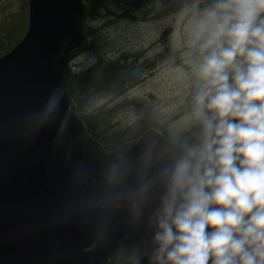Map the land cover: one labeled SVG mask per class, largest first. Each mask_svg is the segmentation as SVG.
Instances as JSON below:
<instances>
[{
  "label": "water",
  "instance_id": "water-1",
  "mask_svg": "<svg viewBox=\"0 0 264 264\" xmlns=\"http://www.w3.org/2000/svg\"><path fill=\"white\" fill-rule=\"evenodd\" d=\"M36 6L48 21L58 19L54 37L64 45L67 85L54 72L53 53L33 38ZM28 13L19 44L34 50L0 57V264H106L116 249L142 242L137 263L148 264L158 188L146 197L139 188L188 137L167 142L146 131L136 143L105 152L67 92L72 61L89 51L87 5L29 0ZM16 63L30 67L18 73Z\"/></svg>",
  "mask_w": 264,
  "mask_h": 264
},
{
  "label": "clouds",
  "instance_id": "clouds-1",
  "mask_svg": "<svg viewBox=\"0 0 264 264\" xmlns=\"http://www.w3.org/2000/svg\"><path fill=\"white\" fill-rule=\"evenodd\" d=\"M193 39L191 135L139 188L148 264H264V0H207Z\"/></svg>",
  "mask_w": 264,
  "mask_h": 264
},
{
  "label": "rangeland",
  "instance_id": "rangeland-1",
  "mask_svg": "<svg viewBox=\"0 0 264 264\" xmlns=\"http://www.w3.org/2000/svg\"><path fill=\"white\" fill-rule=\"evenodd\" d=\"M87 1L98 10L84 25L85 33L90 29L89 43L97 46L101 58L125 65L133 79L120 93H99L89 100L83 96L79 115L97 117L100 125L102 114L107 131L123 132L125 139L151 125L172 138L190 133L191 85L198 62L193 29L207 0L182 9L167 7L172 0H147L145 5L143 0H114L107 9L97 0ZM132 1L141 6L135 8ZM200 4L204 6L196 11ZM27 19L28 0H0V51L7 49L0 56L22 38ZM93 62L90 53L81 54L72 61V71Z\"/></svg>",
  "mask_w": 264,
  "mask_h": 264
},
{
  "label": "trees",
  "instance_id": "trees-1",
  "mask_svg": "<svg viewBox=\"0 0 264 264\" xmlns=\"http://www.w3.org/2000/svg\"><path fill=\"white\" fill-rule=\"evenodd\" d=\"M146 1L147 0H143L142 5L147 4ZM194 1L195 0H172L167 5V7H171L172 9L173 8L182 9L186 6L191 5L190 3ZM97 3H99L105 9H107L110 5L114 3V0H97ZM130 3H132V5L134 4L135 8L141 6L139 5V3H137V1H132ZM125 5L128 6L127 2L125 3ZM202 6L204 5L202 4L198 5L195 8V10L198 11ZM94 11H98V10L94 9V6H91L90 17L95 14ZM129 12L131 13L130 8H129ZM87 28H89V26H87ZM85 34L89 38L91 36L90 29L86 31ZM5 51H7V49L0 51V55L3 54ZM88 53H90V55L94 59L93 64L87 67L86 69L72 71L70 82L67 88L68 94L75 103L76 109L79 113L82 112L80 106L85 100L83 96H87L89 100L90 97L99 93H106V94L120 93L121 91H123L125 85L129 84V81L133 79V76L128 71L125 65L123 64L119 65L117 64L116 61H110L98 56L97 46L93 42L89 44ZM81 118L83 119L87 127L88 133L96 140L103 142L104 149L111 150L119 146L120 144L135 138L134 137L131 139H125L124 138L125 134L123 132L107 131V127L109 125L105 123L104 120L102 119V114L100 117L101 118L100 125H97L99 124L97 117H93L86 114L84 116H81ZM150 127H154L161 130V128L156 125H151ZM150 127L148 126L144 127L142 131ZM164 135L167 138H169L166 134Z\"/></svg>",
  "mask_w": 264,
  "mask_h": 264
},
{
  "label": "bare ground",
  "instance_id": "bare-ground-1",
  "mask_svg": "<svg viewBox=\"0 0 264 264\" xmlns=\"http://www.w3.org/2000/svg\"><path fill=\"white\" fill-rule=\"evenodd\" d=\"M82 1H84V3L87 5V7H88V9H89V13L87 14V16H86V18H85V22H84V25L86 24V21H87V19H88V17H89V15H90V9H91V5H89L88 3V1L87 0H82ZM28 2H29V0H28ZM58 6L60 7V8H68L69 7V4H67V3H63V4H58ZM85 9V8H84ZM86 13V12H85ZM85 13H84V15H85ZM33 15L35 16V18L37 19V24L35 25V27H34V33H33V38L35 39V40H37L38 41V43H39V45L41 46V45H43V43H44V48H45V50L47 51V52H51V53H53V57H54V59L56 60V63H57V65H56V67H55V69H54V72H55V74L62 80V81H64L65 82V84L67 85V83H66V80H65V74H64V65H65V63H66V61L63 59V57H62V51H63V49H64V45H63V43L58 39V38H55L54 37V33L55 32H57V22H58V19H55L54 21H48L47 19H45V18H43L42 17V15H41V12H40V10H39V6H36L35 7V9L33 10ZM63 15V14H62ZM83 15V16H84ZM28 16H29V13H28ZM83 18V17H82ZM27 23H28V19H27ZM27 28H28V24H27ZM85 28V27H84ZM27 31V30H26ZM26 33V32H25ZM25 33H24V35H25ZM23 35V36H24ZM23 36H22V38H23ZM21 38V39H22ZM20 39V40H21ZM19 40V41H20ZM19 41L16 43V45L11 49V50H15V51H20L21 53H23V54H26V53H28V52H32L34 49L31 47V46H28V47H21L20 46V44H19ZM10 51V50H9ZM8 51V52H9ZM7 52V53H8ZM7 53H5V54H7ZM4 54V55H5ZM4 55H2V56H4ZM2 56H0V57H2ZM30 67V65L29 64H20V63H16L15 64V69H16V71L18 72V73H22L25 69H28ZM71 69H72V67H71ZM71 78V77H70ZM70 82V81H69ZM68 96H69V94H68ZM69 98H70V96H69ZM71 99V98H70ZM71 101L73 102V100L71 99ZM73 104H74V106H75V114H76V116L79 118V119H81V121L83 122V124H84V126H85V129H86V133L93 139V140H95L96 142H98L99 144H100V146H101V148L105 151V152H112V151H115L116 149H118V148H120V147H122V146H124V145H128V144H133V143H136L137 141H139L138 139L141 137V136H143L144 135V133L146 132V131H154V132H156V133H159L160 135H161V137H162V139H164L165 141H167V142H174V141H178V140H182V139H184V138H187V137H189L190 135H191V132L190 133H188V134H186V135H184L183 137H177V138H172V137H170V136H168V134L167 133H165L163 130H159V129H157V128H154V127H150V128H147V129H144L141 133H139L137 136H135V138L134 139H132V140H129V141H126V142H124V143H122V144H120L119 146H117V147H115V148H113V149H111V150H107V149H104V145H103V142H101V141H98V140H96L95 138H93L89 133H88V131H87V127H86V125H85V123H84V121H83V119L81 118V116L79 115V112L77 111V109H76V105H75V103L73 102ZM78 110H79V108H78ZM164 134H166L169 138H167ZM131 139V138H130ZM164 150V149H163ZM115 162V161H114ZM109 163V162H108ZM117 168V167H116ZM107 172V171H106ZM108 173V172H107ZM106 175V174H105ZM109 177V176H108ZM136 245H142L143 247H144V243L142 242V243H139V244H136ZM130 246H135V245H130ZM130 246H125V247H120V248H118V249H116V251H114L109 257H108V260H107V262H106V264H109V262H110V258H111V256L115 253V252H117V251H119V250H121V249H123V248H127V247H130ZM44 248V250H45V247H43ZM143 256H144V254H143ZM142 256V257H143ZM141 257V258H142ZM140 258V259H141ZM139 259V260H140ZM139 260H137L134 264H138L137 262L139 261ZM98 264H104V262H100V263H98Z\"/></svg>",
  "mask_w": 264,
  "mask_h": 264
},
{
  "label": "flooded vegetation",
  "instance_id": "flooded-vegetation-1",
  "mask_svg": "<svg viewBox=\"0 0 264 264\" xmlns=\"http://www.w3.org/2000/svg\"><path fill=\"white\" fill-rule=\"evenodd\" d=\"M144 254V247L142 245L130 246L115 252L109 264H134Z\"/></svg>",
  "mask_w": 264,
  "mask_h": 264
}]
</instances>
